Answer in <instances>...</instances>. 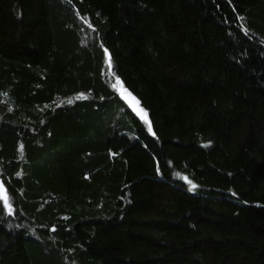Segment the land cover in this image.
Instances as JSON below:
<instances>
[{
	"label": "trees",
	"instance_id": "obj_1",
	"mask_svg": "<svg viewBox=\"0 0 264 264\" xmlns=\"http://www.w3.org/2000/svg\"><path fill=\"white\" fill-rule=\"evenodd\" d=\"M0 184V264H264V0H0Z\"/></svg>",
	"mask_w": 264,
	"mask_h": 264
},
{
	"label": "water",
	"instance_id": "obj_2",
	"mask_svg": "<svg viewBox=\"0 0 264 264\" xmlns=\"http://www.w3.org/2000/svg\"><path fill=\"white\" fill-rule=\"evenodd\" d=\"M120 100L133 117L137 119L141 118L138 114V110L142 108L130 92H123Z\"/></svg>",
	"mask_w": 264,
	"mask_h": 264
},
{
	"label": "snow or ice",
	"instance_id": "obj_3",
	"mask_svg": "<svg viewBox=\"0 0 264 264\" xmlns=\"http://www.w3.org/2000/svg\"><path fill=\"white\" fill-rule=\"evenodd\" d=\"M105 52H107V49H105ZM111 67V63H109V68ZM138 114L141 116V119H143L145 121V123L148 124V130L149 132L152 131V125L151 122L148 120V114L146 111H144L143 109H139L138 110ZM153 135H155V133H153ZM189 183H191V181H189ZM193 187H195V185H192ZM4 185L0 184V190H3ZM3 203H4V207L7 208L9 210V214H11V205L8 202V196L5 195L3 197Z\"/></svg>",
	"mask_w": 264,
	"mask_h": 264
}]
</instances>
